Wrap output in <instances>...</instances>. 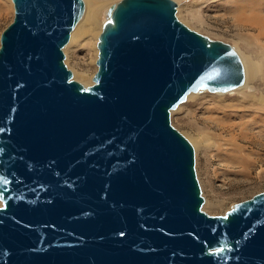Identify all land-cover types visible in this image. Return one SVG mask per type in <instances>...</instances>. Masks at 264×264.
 Here are the masks:
<instances>
[{
  "label": "water",
  "instance_id": "water-1",
  "mask_svg": "<svg viewBox=\"0 0 264 264\" xmlns=\"http://www.w3.org/2000/svg\"><path fill=\"white\" fill-rule=\"evenodd\" d=\"M0 33V264H264V190L209 214L171 124L190 91H226L234 46L176 0H118L92 83L62 47L83 0H12Z\"/></svg>",
  "mask_w": 264,
  "mask_h": 264
},
{
  "label": "rangeland",
  "instance_id": "rangeland-1",
  "mask_svg": "<svg viewBox=\"0 0 264 264\" xmlns=\"http://www.w3.org/2000/svg\"><path fill=\"white\" fill-rule=\"evenodd\" d=\"M92 1L99 9L97 24L63 48L72 78L84 85L92 83L97 68L96 44L105 12L118 0ZM83 2L86 8L87 0ZM176 2L177 17L190 28L231 43L240 55L264 59V0ZM13 15L12 0H0V33ZM82 27L87 28L86 22ZM255 81L252 92L251 88L223 94L201 91L170 111L171 124L192 145L194 140L200 142L193 145L195 169L204 196L202 209L209 214L224 213L234 202L264 190V76ZM219 121L234 125L224 131L217 126ZM240 129L245 138L237 136Z\"/></svg>",
  "mask_w": 264,
  "mask_h": 264
},
{
  "label": "bare ground",
  "instance_id": "bare-ground-1",
  "mask_svg": "<svg viewBox=\"0 0 264 264\" xmlns=\"http://www.w3.org/2000/svg\"><path fill=\"white\" fill-rule=\"evenodd\" d=\"M108 10H109V8L105 12L104 20L109 17ZM176 11H177V6H176ZM98 14H99V9L96 6V4H94V2L92 0H87L86 8H85V6L83 7V12H82L81 16L79 17V19L77 20V22L75 23V25L73 26V28L70 30L69 38H68V41L65 43V45L68 42L69 43L75 42V40H78L80 37H82L86 33H88L90 31V29L93 28L97 24ZM83 22H86L87 28L82 27ZM259 33L260 34L262 33L260 28H259ZM97 41H98V39H97ZM65 45L62 47V49L65 47ZM96 46H97V44H96ZM97 51H98V47H97ZM239 56H240V59H241L242 65H243V69H244V79L240 85L236 86L233 89H229L226 91H210L208 89H202L201 88V89H198L195 91L188 92L186 95V99L188 100V99L194 98L195 94L199 93L201 91H210V92L222 93V94L225 92H229V91L240 90L242 88H251V92L254 91V89H255L254 82H256L255 80L260 75L264 76V59L259 58V60H254L250 55H245V54H241V55L239 54ZM64 58H65V55H64ZM179 104H181V102ZM179 104L175 108H177L179 106ZM175 108L170 109V111L175 109ZM216 124H217V126L222 128L224 131L226 129L231 130V127L234 125L233 123H228V121H221V122L219 121V122H216ZM242 131L243 130L239 131L237 136L245 138V136H247V134L242 132ZM235 137L236 136L234 135V140H235ZM197 143H200V142H198L197 140H194L193 145L195 147H197L198 146ZM201 209H202V205H201Z\"/></svg>",
  "mask_w": 264,
  "mask_h": 264
}]
</instances>
